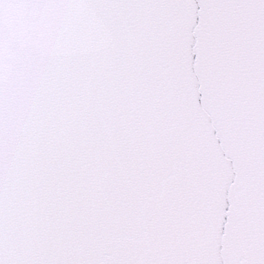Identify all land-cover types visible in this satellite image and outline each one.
Masks as SVG:
<instances>
[{
	"label": "snow or ice",
	"instance_id": "6c2138e0",
	"mask_svg": "<svg viewBox=\"0 0 264 264\" xmlns=\"http://www.w3.org/2000/svg\"><path fill=\"white\" fill-rule=\"evenodd\" d=\"M0 264H264V0H0Z\"/></svg>",
	"mask_w": 264,
	"mask_h": 264
}]
</instances>
